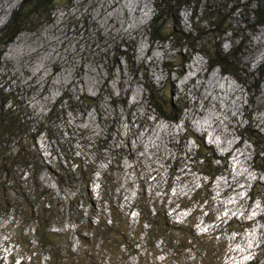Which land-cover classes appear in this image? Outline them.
<instances>
[{"label": "rangeland", "instance_id": "374dc122", "mask_svg": "<svg viewBox=\"0 0 264 264\" xmlns=\"http://www.w3.org/2000/svg\"><path fill=\"white\" fill-rule=\"evenodd\" d=\"M38 1L0 0V32L6 28L13 12L25 6L29 10L26 13H29ZM239 1L244 4L251 2ZM154 3L155 0H53L48 8H41V15L26 18L27 28L0 49L1 73L11 79L14 86L29 92V106L38 116H44L53 102L63 95L75 101L85 96H100L104 92L118 99L127 96L126 104L118 106L116 111L120 119L118 131L123 140L132 141L134 137L132 145L145 151L143 159H155L152 153H148L150 146H153L151 150L155 154L163 157L173 155L167 144L183 139L184 128L203 137L204 141L206 139L208 145H212L226 160L228 167L226 176L211 184L213 196L208 203V216L215 224L209 229H223L226 224L231 228H240L248 224L247 238L236 235L227 238L231 245L227 247V256L244 263L256 257L254 262L262 264L264 206L259 202L251 203L247 194L251 190L253 194H260L262 200L264 197V156L256 153L255 146L248 139L251 135L259 143L258 148L264 149V107L256 105V96L264 84V28L248 31L243 25V20L247 18L236 16L233 18L232 28L235 31L232 35L225 33L220 39H207L206 48H201V51L210 53L211 47L216 46L225 54L235 45L233 54L237 53L236 58L229 64L244 83L236 82L231 76L220 75L217 69L211 70L209 63L194 52H188L190 62L182 66L183 74L178 77L170 71L181 70V62L178 61L181 51L173 44L155 43L149 35L156 13ZM191 16L188 10L178 13L180 32L190 30ZM241 30L250 33L245 35V40H242ZM259 51L263 58L256 63ZM129 59L134 65L132 68L140 70L145 76V83L156 89H171L172 100L178 98L186 104V110L176 126L152 116L154 112L149 111L142 87L144 79L140 75L134 77L130 72ZM192 61H199L207 71L205 74L201 70L204 77L197 79L195 87L196 80H187L190 74L185 75L186 67ZM212 75L218 80L199 90L198 84L205 83ZM184 76L186 86L182 85ZM229 80L237 86L230 84ZM199 91L203 93L202 98L198 96ZM108 102L106 100L102 104V115L112 113ZM61 106L66 110L71 127L89 126L95 122L93 112L87 111L82 116L78 111L69 112L68 104ZM140 122L144 124L140 125ZM11 149L16 152L13 147ZM168 179V171L165 167L161 168L160 177L155 182L149 180L150 194L163 192ZM136 183L137 180L134 183L135 192ZM200 187L201 182L195 177L191 186L179 188L178 192L190 195L192 190ZM198 213L200 218L197 221L207 216L202 209ZM182 217L172 215V219ZM196 230L201 231V228L196 227ZM187 255L191 260L192 253ZM0 264H8V261L3 259Z\"/></svg>", "mask_w": 264, "mask_h": 264}, {"label": "trees", "instance_id": "16d2710c", "mask_svg": "<svg viewBox=\"0 0 264 264\" xmlns=\"http://www.w3.org/2000/svg\"><path fill=\"white\" fill-rule=\"evenodd\" d=\"M52 1L39 0L33 11L26 13L29 10L21 6L13 13L0 33V49L27 28L26 18L41 15V8H48ZM168 38H176L174 30L164 40ZM28 96L29 92L14 86L7 76H0V245L10 250L11 264H150L152 260L166 264L167 257L165 261L159 258L168 253L169 264H222L225 253L215 245L217 234L197 236L190 224H170L165 202L156 205L154 200L139 197L143 187L135 206L127 209L137 214L130 224L121 208L127 198L120 191L123 163L129 162L128 170L140 178L147 170L130 143L119 145L122 138L115 132V117L98 119L102 133L94 136L81 127L68 126L65 111L51 110L46 118L37 117L28 108ZM112 101L115 110L118 103ZM96 102L90 98L70 101L68 111L83 114L87 108L96 109ZM152 106L164 120L177 121V109L170 117L156 98ZM192 138L193 155L186 157L176 151L171 177L186 169L209 179L221 174L212 163L215 155L211 150ZM41 139L48 142L49 150L42 149ZM152 174L157 178L156 172ZM199 194L193 192L191 202ZM174 206L186 209L191 204L177 200ZM156 244L164 247V254L156 251ZM190 252L193 260L186 255Z\"/></svg>", "mask_w": 264, "mask_h": 264}, {"label": "clouds", "instance_id": "9594fccd", "mask_svg": "<svg viewBox=\"0 0 264 264\" xmlns=\"http://www.w3.org/2000/svg\"><path fill=\"white\" fill-rule=\"evenodd\" d=\"M183 10H188L189 13L193 15V17L191 16L189 18L190 30L186 31L185 33H182L178 30L179 23H178L177 15L179 12ZM154 11L156 13L154 14V18L152 19L151 26H150V33H149L151 40L154 41L155 43L173 44L175 49H177L178 51H181V53H179V58H178V61L181 62L180 64L181 70L170 71V73L172 72L173 74H177L178 77H181L183 74L182 66L184 64L185 65L189 64L190 62V61L188 62L189 60L188 52L190 53L194 52L195 54L197 55L199 54L200 56H202L206 60V62L209 63L208 67L211 70H213V68L217 69L219 70L220 75L224 77L231 76L236 82H239L241 84L244 83V81L241 78H239V75H237V73L235 72V69L232 70L230 68V64H229L231 62H234L236 58L237 53L233 54V52L235 51V45L232 48V50H230L228 53H225V54L220 52L216 46L211 47L210 53H208V51H205V52L201 51V48L202 46L206 48L208 44L207 39H209V41L211 39L213 40L220 39L225 33L232 35V33L235 31V29L232 28V23L234 21L233 18L236 16L239 18L241 17L247 18V20L246 19L243 20V25L248 31H251L252 28L255 29L257 27L264 28V0H251L249 4L241 3L239 0H155ZM8 23H7V26H8ZM172 30H174L176 38L173 40H171L170 38H168V40H164L165 37H167V35H169L172 32ZM241 35H242V40H245L244 39L245 35H250V33H246L243 30H241ZM185 37H188L189 39L187 41H180L181 38H185ZM128 50L130 53L131 49L128 48ZM192 59H195V58H192ZM128 65L130 66V72L132 71L134 77H136L137 75H140L144 79V83L142 87L145 92V99H146V102L148 103L149 111L153 110L154 112L152 116H154L156 119H159L162 122H165L166 124H172L173 126H176L181 120L183 111L186 110V107H187L186 104H184L182 100L178 98L173 101L171 98L172 96L171 89H167L166 87L161 88V89H156L151 84L145 83V76L142 75L141 71L138 69L134 70L132 68L134 67V65L132 64L131 59H129ZM188 67L189 66L186 67L185 71H187ZM170 69L172 70V68ZM202 70L204 71L205 74H207V71L203 69V66H202ZM217 74L219 75V73ZM0 75H2L3 77V74L1 73V71H0ZM184 78L185 76L183 77L182 85L184 83ZM7 80H10L12 82V80L9 79L8 77H7ZM229 82L230 84L237 86L232 81L229 80ZM83 98H88V99L90 98L94 100L97 99L96 109L87 108L83 114L81 113L82 116H84L87 111L93 112L95 115V122L89 126H86V125H77V126L81 127L82 129L88 132H91L94 136H99L102 133V128L98 124V119L101 118L102 120H105L104 116L108 118L115 117V120H117L115 132L120 138H122V141L119 145L124 147L125 144L130 143L132 150L137 151L138 153L137 160H139V162L147 170L146 175H148V177H152L150 179L145 178L146 175L144 174H143V178L135 176L131 170H128L131 167L130 163L127 162L126 160L124 161L123 163L124 174L121 180L120 191L121 193H124L127 196V198L125 202L122 203L121 208L124 209L123 212L125 216L126 217L128 216L130 224H133V222H135V220L137 219V214L134 211H132L131 213H128L127 209L131 210L136 204L135 200L137 201L139 197L143 196V197H146L148 200L149 199L154 200L156 201V205L157 204L160 205L163 202H165L164 209L166 212V218L170 224H174L177 226H188V224H190L191 230L197 236H204V235L210 236L212 234H217V237L215 238V245H218V247L222 249L221 250L222 255H224L225 253V256L223 258L224 261L223 259H221L222 264L223 262L224 264H256V262H254V259H256V257H253L251 260L244 263L241 261L239 262L237 258L232 259V256L230 258L227 256L228 254L227 247L231 246L227 238L231 235H236L237 237L241 236L242 238H247L246 232L248 231V228H249L248 224L241 225L240 228H235V227L231 228L229 224H226L223 229H221L220 227H218L217 229H209V226H212L215 224V221L213 220V218L211 216H208L209 214L208 203H209L210 198H212L213 196L211 192L212 191L211 184L214 183L216 179L226 176V171L228 170L227 169L228 167L226 164V160L212 148V145L211 146L208 145L206 139L204 141L203 137L200 138L198 137L197 134L191 132L187 128H184L183 129V139L181 140L177 139L176 141H170L167 144V147L173 150L174 152L173 155L169 154L163 157L160 154H155L151 150L153 146H150L148 153L149 152L150 154L152 153V156H154L155 159H152L151 157H149L148 159H143L145 151H142L138 147H135V146L133 147L132 142L134 141V137H132L133 138L132 141L123 140L122 134H120L118 131L117 124L119 123L120 119L116 111H117L118 106H124L126 104L127 96H125L124 99H118V97L112 96V95L108 96L104 92V94L100 96L95 95V96L81 97L78 99V101H81ZM155 98L165 108L164 113L166 115L173 117V114H172L173 110L177 109L178 111H180V114L176 122H170V121L164 120L156 112V110L152 106V100ZM106 100L109 101L108 104L112 109V113H110L109 115H102L100 109L102 107V104ZM111 100H113L112 101L113 103L114 102L118 103L117 107H115V110L113 109V106L110 105ZM70 101L76 102L72 98H66V96L64 95L61 96L57 101L53 102V104L51 105V108L45 113L44 116H40V115L38 116L37 113H34L31 111L28 98H27V105H28L29 110L33 114H35L37 117L46 118L51 110H53L52 112H62V111L66 112V110L63 109L61 104L67 105ZM121 102H124V104L121 105ZM55 105H59V107L54 108ZM68 108H69V104H68ZM262 110L264 111V108ZM246 114L249 117V113L246 112ZM147 116H150V115H146V117ZM128 124H130V120L128 121ZM143 124L144 123L140 122V125H143ZM68 126H70V124H68ZM77 126H73V128ZM193 136L197 137L200 141H202L203 144L207 148H209L211 152L215 155L214 161L212 163L214 164V166H217L220 169L221 174L215 176L212 179H209L206 177H201L196 174H193L189 171V169H186L184 171V174L177 171L178 173L177 176L174 178L171 177L170 171L174 168L175 157L178 158V155H176L177 153L176 151H182L184 153V156L186 157L193 155L195 151V145H194V141L192 138ZM248 139L251 140V143L255 146L256 153L262 154L264 156V149L258 148L259 143L255 142V140L251 138V135L248 136ZM40 142L42 144L41 147L44 151H47L50 149L48 142H46L44 139H41ZM173 144H175L176 147L173 146ZM190 144L192 145V147H189ZM186 157H183V158H186ZM151 165H154L155 168L151 169L150 168ZM164 167L168 171V178H169L163 187L164 191L163 192L156 191L153 195H151L150 192L148 191L149 180L150 182H155L157 178L160 177L161 168H164ZM153 172L157 173V178H155V176L152 174ZM195 177L199 179V181L201 182V187L199 189L192 190L190 195L178 192L179 188H184L186 185L191 186L194 183ZM96 178H99V176H96ZM136 180H137V183H136L137 191L135 192L134 183ZM140 180L143 181L142 184H140ZM141 187L144 188V191L141 196L137 197V194L141 193ZM92 190L95 191V188L92 187ZM193 192L200 193L197 196L196 202H191V197L193 195ZM247 196L249 198L248 200L251 203L255 204L256 202H259L261 205L264 206V197L262 200L260 194H253L251 193V190H250ZM177 200H184L185 203H190L191 206H189V208H186V209H179L176 206L171 207V205H174ZM201 209L204 210V212H206L207 216L205 217V219H201V221L199 219V221H197L198 218H200V213L198 212H200ZM153 212L154 210H152V213ZM176 214L182 215L183 217L172 219V215H176ZM258 219L261 222L263 221V219H261L260 217H258ZM203 225L204 227H202ZM196 227H200L201 231H197ZM243 228L244 230H241ZM143 248L144 247L142 245L141 249H137L138 254H139L138 256H141V252H143ZM156 251L161 254L165 253L164 247L163 246L161 247L160 244H156ZM10 254H11L10 250H5L1 248V245H0V263H1V260L6 259V261H8V264H11V259L9 258ZM165 255L166 254H164V256H160L159 259L161 261H165L167 257L166 264H169L170 262L169 253H168V256H165ZM191 260H193V254H192ZM150 264H156L155 260L150 261ZM172 264H176V263L173 262ZM262 264H264V259L262 261Z\"/></svg>", "mask_w": 264, "mask_h": 264}, {"label": "bare ground", "instance_id": "6f19581e", "mask_svg": "<svg viewBox=\"0 0 264 264\" xmlns=\"http://www.w3.org/2000/svg\"><path fill=\"white\" fill-rule=\"evenodd\" d=\"M109 1V0H108ZM109 8H111V7H109ZM259 57H257V62L256 63H259V62H261L260 60H258V59H262L263 58V55H262V53L259 51ZM201 70H202V67H201V65H200V62L199 61H192V64L187 68V71H186V73L185 74H190V75H187V80L188 79H195L196 80V82H195V84H194V87H195V85H196V83H197V79L198 78H200V79H202L203 77H204V75L201 73ZM218 80V77L217 76H214V75H212V76H210L209 78H207V80L205 81V83H200V84H198V89L200 90V89H202L203 87H204V85H207V87H205V88H208V86H209V82L210 83H212V82H215V81H217ZM199 81V80H198ZM228 81V80H227ZM188 82H190V80L188 81ZM191 82H193V81H191ZM187 85V83H184V86H186ZM215 86V85H214ZM225 87V86H224ZM231 87H232V85H231ZM204 89V88H203ZM213 89V88H212ZM210 92H213L210 88L208 89ZM221 91V90H220ZM230 91V90H229ZM238 90H236V91H234L233 93H236ZM198 96L200 97V98H202L203 97V93H202V91H199V94H198ZM252 99V98H251ZM256 105L257 106H264V84H263V86H262V88H261V90H260V92L258 93V95L256 96ZM242 251V250H241ZM240 254V253H239Z\"/></svg>", "mask_w": 264, "mask_h": 264}]
</instances>
